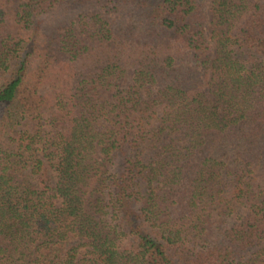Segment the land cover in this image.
<instances>
[{"label":"trees","instance_id":"1","mask_svg":"<svg viewBox=\"0 0 264 264\" xmlns=\"http://www.w3.org/2000/svg\"><path fill=\"white\" fill-rule=\"evenodd\" d=\"M0 264H264V0H0Z\"/></svg>","mask_w":264,"mask_h":264},{"label":"rangeland","instance_id":"2","mask_svg":"<svg viewBox=\"0 0 264 264\" xmlns=\"http://www.w3.org/2000/svg\"><path fill=\"white\" fill-rule=\"evenodd\" d=\"M57 17H62V12H60L59 7L55 8L53 10V12L48 13L46 19L48 18V19L52 20V19L57 18Z\"/></svg>","mask_w":264,"mask_h":264}]
</instances>
